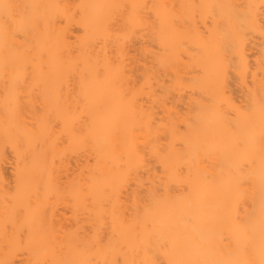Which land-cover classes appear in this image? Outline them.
I'll use <instances>...</instances> for the list:
<instances>
[{"label": "bare ground", "instance_id": "1", "mask_svg": "<svg viewBox=\"0 0 264 264\" xmlns=\"http://www.w3.org/2000/svg\"><path fill=\"white\" fill-rule=\"evenodd\" d=\"M0 264H264V0H0Z\"/></svg>", "mask_w": 264, "mask_h": 264}]
</instances>
